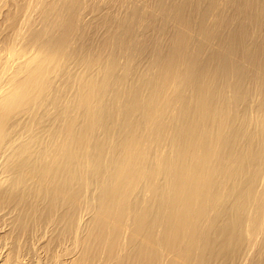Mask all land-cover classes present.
Returning a JSON list of instances; mask_svg holds the SVG:
<instances>
[{"label":"bare ground","instance_id":"1","mask_svg":"<svg viewBox=\"0 0 264 264\" xmlns=\"http://www.w3.org/2000/svg\"><path fill=\"white\" fill-rule=\"evenodd\" d=\"M3 1L0 264H264V0Z\"/></svg>","mask_w":264,"mask_h":264},{"label":"rangeland","instance_id":"2","mask_svg":"<svg viewBox=\"0 0 264 264\" xmlns=\"http://www.w3.org/2000/svg\"><path fill=\"white\" fill-rule=\"evenodd\" d=\"M26 1H28V0H23V2H24V4H25V8L27 9V13H25L26 12V9L24 8V13L25 14H27L28 16H26V15H21V14H23V12L21 13L20 12V14H19V16H18V21H17V23L18 24H16V28L15 29H17V30H21L22 29V31L23 32H26L27 30H28V28L29 27H27V25L29 26V24H28V22H31V21H28V20H32V22H33V19H34V17H35V20L34 21H36V19H38V15H39V13H38V11L40 10L39 9V6L41 5V3L42 2H44V1H47V0H29L28 2H26ZM42 1V2H41ZM6 2V1H5ZM32 3V5L33 6H36V7H33V8H31V3ZM38 2V3H37ZM2 3V2H1ZM1 3H0V9H2V11L0 10V23H1V25L0 26H2V24H3V20H5L6 19V22H7V24H9L10 23V21H9V17H10V14L11 13H9V14H7V16L5 15L6 14V12H7V10H6V12H5V9L4 8H6V9H8V11L11 9L12 10V6H11V4H9L8 2H7V5H5L6 3H4V1H3V6L1 5ZM30 4V5H29ZM36 4V5H35ZM40 4V5H39ZM10 6V7H9ZM35 8V9H34ZM37 10V13H34V10ZM4 10V11H3ZM31 10V11H30ZM29 12L31 13V14H29ZM36 12V11H35ZM34 13V14H33ZM20 15L22 16V17H20ZM30 15V16H29ZM23 16H25V18L23 17ZM34 16V17H33ZM21 18H23L24 20H22ZM29 18V19H28ZM30 18H32V19H30ZM27 19V20H26ZM19 22H20V24H19ZM27 22V23H26ZM23 24V25H22ZM27 24V25H26ZM19 25H21V27L19 26ZM24 26H26V27H24ZM23 27H24V29H23ZM21 28V29H20ZM25 29H27V30H25ZM25 30V31H24ZM15 30H13V32H14ZM21 31V32H22ZM14 34V33H13ZM15 34H16V31H15ZM10 35L14 38V35H12L11 33H10ZM16 36V35H15ZM83 65H85L84 63H83ZM34 246H35V244H34ZM33 245L31 246V247H33V248H31V250H30V257H32L33 259L32 260H35L36 259V257H37V260L36 261H40V262H44L47 258L45 257L46 256V254H44L45 252L43 251L42 252V249L41 248H39L38 246H37V244H36V246L34 247ZM36 249H39V250H36ZM37 252H36V251ZM58 251H60L59 250V248L57 249ZM35 251V253L37 254H34L33 252ZM41 251V254H44L43 256H41L40 255V253L39 252ZM34 254V255H33ZM43 258H41L40 256ZM40 259V260H39Z\"/></svg>","mask_w":264,"mask_h":264}]
</instances>
